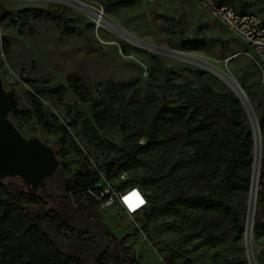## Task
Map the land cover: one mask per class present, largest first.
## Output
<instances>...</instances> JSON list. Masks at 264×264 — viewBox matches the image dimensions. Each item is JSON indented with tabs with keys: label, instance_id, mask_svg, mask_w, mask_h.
<instances>
[{
	"label": "rangeland",
	"instance_id": "obj_1",
	"mask_svg": "<svg viewBox=\"0 0 264 264\" xmlns=\"http://www.w3.org/2000/svg\"><path fill=\"white\" fill-rule=\"evenodd\" d=\"M118 1L123 5L116 6ZM249 6L248 11L264 23V0H250ZM28 9L63 14L68 25L75 26L77 34L63 35L55 22H39L29 16L16 15L15 23L9 19L0 22V72L6 91L15 92L18 98V109L9 118L25 139L38 138L51 147L60 162L57 172L48 176L44 188L37 192L19 177L6 178L3 180L6 184L52 197L59 192L45 185L48 178L56 174L70 178L84 165L92 167L94 162L100 166L114 158L115 153L109 149L100 150L90 145L82 132L83 124L93 119L92 100L110 83L130 85V102L146 106V98L156 84L164 83L169 100H176V87L184 85L197 90L209 85L218 95H236L220 77L225 72L227 75H224L240 85L251 102L252 124L247 113L244 114L249 128L255 122L258 124L264 113V83L247 55L248 49L194 0H0V14L12 12L15 15ZM102 11L105 22L99 17ZM187 39L207 40L208 48L189 52L183 48ZM60 87L64 89L58 91ZM38 91L47 125L40 122V107L30 96ZM210 118L214 127L221 128L229 124L230 112L220 104ZM61 126L70 128V137H63ZM100 137L117 147L123 145V134L118 127L107 133L100 132ZM140 144L145 145V140ZM175 146L153 155L152 172L161 171L178 158L180 153ZM263 152L264 137L261 155ZM151 171L146 168L129 172L115 183L120 185ZM254 179L255 175L253 184ZM170 186L167 181L153 191L164 195ZM48 201V207H32L47 210L52 206ZM250 202L251 196L245 220L247 231L241 241H233L228 224L219 219L215 221V232L222 235L224 241L215 248L203 247L192 255H185L184 251L199 240L179 247L183 235L192 229L185 220L165 217L147 225L146 216L133 219L117 208H99V212L119 239L131 236L130 243L136 247L140 264H166L164 256L158 253L166 248L184 255L179 264L185 260H190L189 264H213L215 253L219 255L218 263L235 259L241 264H264L261 256L264 238L252 234ZM259 208L257 196L253 213ZM163 224H175L185 233L163 230Z\"/></svg>",
	"mask_w": 264,
	"mask_h": 264
},
{
	"label": "trees",
	"instance_id": "obj_2",
	"mask_svg": "<svg viewBox=\"0 0 264 264\" xmlns=\"http://www.w3.org/2000/svg\"><path fill=\"white\" fill-rule=\"evenodd\" d=\"M216 1L236 12L250 8V0ZM122 5L121 1L116 3V6ZM16 15L29 16L39 22L53 21L63 35L77 34L75 26H69L63 14L52 11L28 9L15 15L6 12L0 14V22L9 19L13 23ZM183 48L189 52L204 51L208 41L187 39ZM6 51L8 53V49ZM176 88L177 99L169 100L165 95L166 84H156L146 98V106H139L130 102V85H105L100 96L92 100L93 119L83 124L82 132L90 145L115 153L110 161L100 166L96 164L115 187L120 190L140 188L146 193L149 206L143 216L147 218V225L165 217L190 223L192 229L188 233L175 224H163L161 229L185 233L180 248L199 240L184 251L185 255H192L203 247L215 248L224 241V237L215 232L216 220L228 224L235 242L246 234L256 145L252 128L244 120L245 109L236 95H218L209 85L200 90L190 85ZM63 89L60 87L58 91ZM40 93H30V96L41 109H38L40 122L47 125L38 100ZM220 104L230 112V120L228 125L216 128L210 115ZM258 124L264 137V113ZM117 127L123 134L121 147L100 137V132L107 133ZM60 131L63 137H70L67 127L61 126ZM142 139L145 145L140 144ZM174 144L180 153L178 158L161 171L152 172L153 155ZM146 168L151 173L131 177L120 185L115 183L124 174ZM98 181L97 172L89 164L70 178L61 174L48 178L45 185L59 192L52 197L0 180V264H140L136 247L130 243L131 236L119 239L104 223L99 203L88 195ZM167 181L171 186L166 194L153 191ZM258 184L260 208L254 217L253 232L261 239L264 238V152ZM48 200L52 206L47 210L32 207H48ZM158 253L164 256L166 264H179L184 257L172 248ZM261 256L264 263V249ZM218 257L215 253L213 264L242 263L235 259L218 263ZM189 263L190 260H185L180 264Z\"/></svg>",
	"mask_w": 264,
	"mask_h": 264
},
{
	"label": "built area",
	"instance_id": "obj_3",
	"mask_svg": "<svg viewBox=\"0 0 264 264\" xmlns=\"http://www.w3.org/2000/svg\"><path fill=\"white\" fill-rule=\"evenodd\" d=\"M194 1L206 9L248 49L247 55L264 83V23L261 18L250 11L236 12L231 7L220 6L216 0ZM99 17H104L103 11L100 12ZM38 98L42 100L40 96ZM92 168L97 172L99 181L88 191V195L96 199L100 209L117 208L133 219L143 216L149 206V199L144 191L140 188L120 190L107 179L104 171L94 162ZM139 200L143 203H139Z\"/></svg>",
	"mask_w": 264,
	"mask_h": 264
},
{
	"label": "water",
	"instance_id": "obj_4",
	"mask_svg": "<svg viewBox=\"0 0 264 264\" xmlns=\"http://www.w3.org/2000/svg\"><path fill=\"white\" fill-rule=\"evenodd\" d=\"M234 93L245 108L240 96ZM17 109V95L6 91L0 72V180L19 177L37 192L44 188V180L57 172L60 162L51 147L38 138L27 140L21 135L9 118Z\"/></svg>",
	"mask_w": 264,
	"mask_h": 264
},
{
	"label": "bare ground",
	"instance_id": "obj_5",
	"mask_svg": "<svg viewBox=\"0 0 264 264\" xmlns=\"http://www.w3.org/2000/svg\"><path fill=\"white\" fill-rule=\"evenodd\" d=\"M103 18H101V19H103ZM103 21L105 22L106 20L103 19L101 22H103ZM223 73L226 74L225 72H223ZM224 74L220 75V77L228 84V86L233 90V92H236L240 96V98L244 102L245 112L249 116V119H250L251 124H252V119H251L252 118L251 117L252 106H251V102L249 101V98L247 97L245 92L244 93L242 92L240 85L237 84V82H235L232 78L226 76L227 74L226 75H224ZM252 129L255 132V145H256V147H255L256 148L255 160L256 161H255V171H254L255 179H254V184H253V190L251 193L252 206H251V202H250V207H251L250 217L252 219V225L254 228L253 222H254L255 213H253V212H254L255 201L257 200V193H258V172L260 171V168H261V159H262L261 158V156H262L261 155L262 154V137H261L259 125L256 122H255L254 126H252ZM252 234H253V231H252Z\"/></svg>",
	"mask_w": 264,
	"mask_h": 264
},
{
	"label": "snow or ice",
	"instance_id": "obj_6",
	"mask_svg": "<svg viewBox=\"0 0 264 264\" xmlns=\"http://www.w3.org/2000/svg\"><path fill=\"white\" fill-rule=\"evenodd\" d=\"M139 203H143V201L142 200H139Z\"/></svg>",
	"mask_w": 264,
	"mask_h": 264
}]
</instances>
